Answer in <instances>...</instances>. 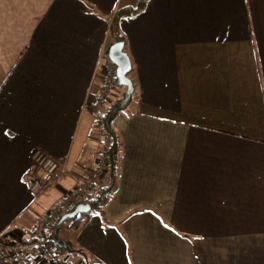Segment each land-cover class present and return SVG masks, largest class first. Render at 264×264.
I'll return each instance as SVG.
<instances>
[{
    "label": "crops",
    "instance_id": "obj_1",
    "mask_svg": "<svg viewBox=\"0 0 264 264\" xmlns=\"http://www.w3.org/2000/svg\"><path fill=\"white\" fill-rule=\"evenodd\" d=\"M136 2L0 0V264H46L37 223L103 161L108 18ZM119 29L134 92L115 191L76 246L92 264H264V0H148ZM34 148L67 173L31 194Z\"/></svg>",
    "mask_w": 264,
    "mask_h": 264
},
{
    "label": "trees",
    "instance_id": "obj_2",
    "mask_svg": "<svg viewBox=\"0 0 264 264\" xmlns=\"http://www.w3.org/2000/svg\"><path fill=\"white\" fill-rule=\"evenodd\" d=\"M148 0H137L136 4L133 7H124L117 9L109 18V33H108V43L110 45L115 42H122L123 49H125L126 41L124 36L121 34L119 29L120 20L138 14L139 12L144 9ZM107 54V50H106ZM132 68L126 74L128 78H130ZM131 81V80H130ZM132 83V82H131ZM119 95L117 97H110L108 100L101 104L100 112L97 113L94 117V127L98 130V133L102 135V141L100 142V156L106 162L105 168L106 171L101 178H98L93 184H91L84 193L83 199L79 202L86 203L91 207V210L95 211L97 215L103 216V208L109 201L110 197L115 191V180H116V172H117V165L119 160V153H120V143L116 132L113 130L112 121L114 117L124 109H126L128 102L131 100L134 88L132 84V93L129 96L128 100L124 105H121V101L125 96V87L119 85L117 80L115 79V89L114 93L118 92ZM77 202V203H79ZM90 213L80 216L77 215L73 219L68 220L70 226L73 227L74 232L76 234L87 224L89 220ZM61 216V215H60ZM58 216L51 224L50 229L48 231L44 230H37L33 233L37 234L36 240L40 244L37 249L42 250V256L49 259L50 263L52 262V255L54 253H58L62 251L66 257H82L83 254L81 250L71 249L69 247V241L58 239L57 233L58 228L56 230V239L57 242H53L50 239V232L57 220L60 218ZM62 225V224H61ZM60 225V226H61ZM36 228V227H35ZM51 244L52 249L48 250L46 245ZM40 250L38 254H40ZM37 251V250H36ZM74 255V256H73ZM28 263L31 264L32 257H28ZM59 259H61L59 255ZM63 260V259H62ZM66 261H64V264ZM80 264H92L88 262L86 258H80Z\"/></svg>",
    "mask_w": 264,
    "mask_h": 264
},
{
    "label": "built area",
    "instance_id": "obj_3",
    "mask_svg": "<svg viewBox=\"0 0 264 264\" xmlns=\"http://www.w3.org/2000/svg\"><path fill=\"white\" fill-rule=\"evenodd\" d=\"M104 58L102 71V86L100 91V99L108 100L114 94L115 89V67L108 60L106 50L101 52ZM30 168L23 174L22 179L31 194L41 192L48 184L53 183L60 175L65 173V169L59 168L58 162L53 157H48L40 148H34L29 156ZM106 162L103 160L96 169L87 177L78 178L73 176L78 183L69 191H66L62 197L47 211L45 216L37 223V230L48 231L52 222L60 215L70 212L74 205L83 199L84 193L93 184L98 176L105 173ZM48 250L52 249L51 244L46 245ZM42 253V250H40ZM53 264H64L59 259V254L52 255Z\"/></svg>",
    "mask_w": 264,
    "mask_h": 264
},
{
    "label": "water",
    "instance_id": "obj_4",
    "mask_svg": "<svg viewBox=\"0 0 264 264\" xmlns=\"http://www.w3.org/2000/svg\"><path fill=\"white\" fill-rule=\"evenodd\" d=\"M107 58L115 67V78L119 85L125 87V96L121 101V105H124L132 93V83L126 74L130 71V62L127 54L123 51L122 42L112 43L107 49ZM91 211V207L86 203H76L70 212L64 213L57 220L50 232V239L53 242H57L55 237L56 230L64 221L73 219L75 216H84Z\"/></svg>",
    "mask_w": 264,
    "mask_h": 264
},
{
    "label": "rangeland",
    "instance_id": "obj_5",
    "mask_svg": "<svg viewBox=\"0 0 264 264\" xmlns=\"http://www.w3.org/2000/svg\"><path fill=\"white\" fill-rule=\"evenodd\" d=\"M108 33H109V18H108ZM115 97V96H114ZM45 155L46 156H48V157H51L49 154H47L46 152H45ZM29 156H30V153H29ZM56 161L58 162V160L56 159ZM58 165L60 166L59 168H61V169H65V167L64 166H62V165H60L59 164V162H58ZM67 172H66V169H65V173L64 174H66ZM64 174H62V175H64ZM62 175H60V176H62ZM104 175V173L103 174H101L100 176H98V178H101L102 176ZM59 176V177H60ZM88 190V189H87ZM93 213H95V211H93V210H91V212H90V217L92 216V214ZM79 233V232H78ZM77 233V234H78ZM76 234V232H74V230H73V227H71L70 226V223H69V221H64L63 223H62V225L60 226V228L58 229V233H57V236H58V239H61V240H65V241H69V247L71 248V249H75V250H80V248L79 247H77L76 246V243H75V241H74V237H75V235H77ZM58 254V253H57ZM59 255H60V257H61V260L63 259V261H66V263L65 264H80L78 261H72V263L71 262H68L67 263V261H68V257H66L65 256V254H63L62 253V251L61 252H59ZM74 256V255H73ZM22 257V255H20V256H17L16 257V259L15 260H19L20 258ZM72 259H73V257H72ZM74 259H75V256H74ZM32 260V259H31ZM50 261H48V262H46V264H51V263H49ZM18 264H19V262H18Z\"/></svg>",
    "mask_w": 264,
    "mask_h": 264
}]
</instances>
